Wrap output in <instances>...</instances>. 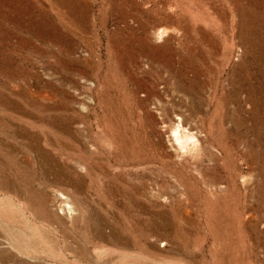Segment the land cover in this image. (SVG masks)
Instances as JSON below:
<instances>
[{
	"label": "rangeland",
	"instance_id": "1",
	"mask_svg": "<svg viewBox=\"0 0 264 264\" xmlns=\"http://www.w3.org/2000/svg\"><path fill=\"white\" fill-rule=\"evenodd\" d=\"M0 264H264V0H0Z\"/></svg>",
	"mask_w": 264,
	"mask_h": 264
}]
</instances>
